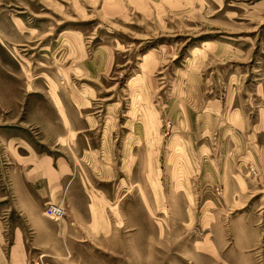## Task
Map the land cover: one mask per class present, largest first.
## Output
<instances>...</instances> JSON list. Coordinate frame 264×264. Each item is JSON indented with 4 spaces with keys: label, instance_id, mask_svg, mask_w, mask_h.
Here are the masks:
<instances>
[{
    "label": "rangeland",
    "instance_id": "1",
    "mask_svg": "<svg viewBox=\"0 0 264 264\" xmlns=\"http://www.w3.org/2000/svg\"><path fill=\"white\" fill-rule=\"evenodd\" d=\"M10 17L40 39L33 44L45 54L41 68L23 70L41 97L67 95L86 107L91 130L76 149L51 148L68 154L85 189L104 202L95 223L104 235L78 226L82 236H61L57 252L49 233L65 218L47 217V251L31 253L32 264H230L242 254L231 249L236 243L251 264H264V165H246L253 181L233 198L232 182L210 175L211 160L231 149L202 113L213 112L217 97L221 121L235 126L226 97L264 95V0H0L2 66L34 50L6 38L1 24ZM24 72L17 70V92L0 76V131L24 132L25 103L35 96ZM6 146L0 139V188L10 191Z\"/></svg>",
    "mask_w": 264,
    "mask_h": 264
},
{
    "label": "crops",
    "instance_id": "2",
    "mask_svg": "<svg viewBox=\"0 0 264 264\" xmlns=\"http://www.w3.org/2000/svg\"><path fill=\"white\" fill-rule=\"evenodd\" d=\"M1 25L6 30V38L15 41V45L29 46L34 49L31 53L27 52L22 55L20 59L10 58L12 63L7 60L4 66L1 65L4 59L0 56V76L7 78L5 85L10 83L12 86V90L7 91L17 92L18 88L15 89L17 85L13 86L14 82L18 83L17 70L24 72L23 66L29 72L32 67L38 70L41 68L39 64L45 59V54L41 52V49L36 51V45L33 43L38 44L40 39H31L32 29H29L22 19L10 17L5 19ZM19 25H21L20 29L24 28L21 32L20 42L17 33ZM24 76L26 77V81L24 78L25 87H28L26 91L35 94L25 103L27 123L25 122L22 126L24 132L9 128L0 131V139L7 145L8 162L5 169L11 178L10 191L0 188V264H32L35 256H32L31 253L41 254L47 251L42 248L41 242L43 237L48 234V223L52 222L44 215L48 204L63 203L66 209L64 221L56 223L57 229H53L49 233V236L54 239L52 245H55V252L63 250L61 236L69 237L76 233L82 236L81 232H78V226H91L92 231H97L95 232L97 235H104L103 232H99L100 227L99 231L95 229L96 222L100 225L98 216L103 215L104 210L101 206H104V202L85 189L86 183L83 178L76 176L75 169L67 160L68 154L56 152L51 148L53 144H60L67 147L73 145L74 150L76 149L77 138L81 137L79 134L91 130V126L87 122L89 118L82 112L86 107L78 108L77 103L67 95L52 93L49 96L51 98L41 97L40 89L35 88L34 84L37 79L28 80L25 72ZM260 89L264 92V85ZM263 92L262 94H264ZM254 93L257 92L253 91L251 95L244 97L232 96L230 99L226 97L229 108L232 107L229 117L239 116L235 126H226L225 121H221V104L223 102L217 97H212L209 102L211 106L215 105V108H212V113L209 112L210 107L202 110V113L212 119L214 128L210 130V133H217L215 140L225 141L231 149L228 156L220 158L219 162L218 158L211 160L213 172L210 175H212L213 181H224L223 183L231 181L233 189H235L233 193L235 199L243 196L244 192L248 190V184L253 181V179L250 181L244 178L246 165L251 163L258 166L256 162L259 163V167L264 165V95L256 96ZM240 98L244 99L242 103ZM243 104L251 106L246 105L247 123L242 120L244 108L240 105ZM252 105L257 106V109L252 108ZM5 108H15V105L12 102L6 104ZM223 123L224 125H222ZM31 126L38 128L45 138L43 142H40L42 145L30 139V134L26 129ZM230 130H233L234 136L233 134L228 136ZM226 158L229 161L223 164V159ZM218 164L221 167L219 169ZM223 188H228L227 184H224ZM52 224L55 226L54 223ZM253 235L255 237V232L252 231ZM246 248L244 243L234 244L231 249L235 253L242 254L230 264H251V258L244 254L247 251Z\"/></svg>",
    "mask_w": 264,
    "mask_h": 264
},
{
    "label": "built area",
    "instance_id": "3",
    "mask_svg": "<svg viewBox=\"0 0 264 264\" xmlns=\"http://www.w3.org/2000/svg\"><path fill=\"white\" fill-rule=\"evenodd\" d=\"M44 215L55 222H59L65 218L66 209L63 203L48 204L44 210Z\"/></svg>",
    "mask_w": 264,
    "mask_h": 264
}]
</instances>
